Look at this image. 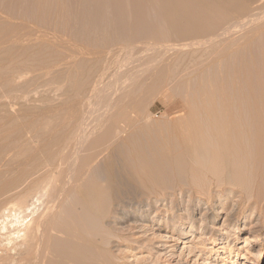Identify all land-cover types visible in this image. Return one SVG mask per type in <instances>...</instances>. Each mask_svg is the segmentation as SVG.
Wrapping results in <instances>:
<instances>
[{
  "label": "rangeland",
  "instance_id": "1",
  "mask_svg": "<svg viewBox=\"0 0 264 264\" xmlns=\"http://www.w3.org/2000/svg\"><path fill=\"white\" fill-rule=\"evenodd\" d=\"M18 1L19 0H0V101L4 102V105H0V203L11 198L13 193L26 194L25 192L28 187L27 190L30 192L32 191L30 188H33L36 179L34 182L31 180L43 174L41 169L38 170V164L44 163L47 159L51 161L52 158L54 161V158H57L56 155L61 153L56 147L59 145L57 141L59 142L64 138V140H66L69 139L70 136L72 137L74 133L72 128L73 121L79 118L77 117L78 115H82L85 118L87 117V121H91V123H95L98 117L100 119L106 116V114L103 113L104 108L101 107V105L99 107V103L96 102L97 100L95 98L97 97L92 95L95 90V86H92L94 80L93 69L97 66V60L90 55L83 56L82 54H77L78 52L76 49H72V47L68 46L65 42L61 44L62 42H55L56 40L54 41L48 37L46 38L50 41L48 39H44V41L41 37L42 41L39 38L40 35L39 37L36 35L39 33L33 31L32 20L30 21V19H36L37 24H41L44 20H48L49 17L47 18V13L38 12L32 0ZM64 2L68 5L70 4L69 0H65ZM247 15H249V17L257 16V19L252 22L240 23L237 26L239 28L236 27V29L234 28L231 30L232 32L221 35L218 39L216 38L212 42L199 45V47L195 45L192 46V48L190 46H184L185 48H182V45L181 47H178V45L177 49L167 50L168 53L167 51L165 52L163 60L168 62L169 68L167 70L168 73L166 71V74L163 75H168L164 77V83L161 82L162 84L159 86L160 83L155 84V82H151L155 85L151 84L153 86L151 91L155 93L149 91L147 85H143V88L146 86L145 90L142 88L140 89L142 94L145 92L144 96L139 90L136 91L137 94H141H138V97H141L140 100L142 99V103L144 102L143 100L147 98V102H144L146 105H144V103L142 104L136 96V98L132 100L134 94L131 96V99L125 98L126 93L124 94L123 91L126 92V89L124 86H120L124 89L122 90V88H120L122 90L120 91V89H118L119 85H116V87H114V91H117L116 94L115 92L114 94L111 92L112 89L109 91L111 98L117 97L118 94L122 97L121 104L123 103L126 105L124 102H128L127 105L132 106L131 104L133 103V106H135V102H139L135 106L136 109L134 108V113L136 115L132 113L135 124L132 129L128 130L126 133V136L131 137L128 142V146L130 144L131 147L129 146L128 148V146H126L127 148H124L125 151L128 150V152L126 151L127 153H133V160L136 159L132 161L133 163L130 161L132 160L130 157L128 159V161H130L128 165L132 171L135 172L139 169L144 170L145 168L156 170L158 167L157 170L169 169L168 164L174 168L178 164V167H176H180L182 170L184 167L187 168L186 165L188 166V162L185 157L183 158L184 155H182L180 151L181 145L179 143L181 139H183L182 136L186 139L188 137L191 138L192 135V140L198 138L196 141H200L198 149L205 147L210 149V153L207 152L206 157V166H209V169L219 171L218 169H223L225 164L227 168L233 167V164H237V161H235L236 163L231 161L235 159L239 160L237 157L235 158V156L230 155L224 158L218 155L216 151L219 147L224 146V142L234 143V140L236 139L237 141L238 139L243 142L245 148L244 155L249 159L245 161L248 162V164L245 163V169L255 170L254 173L251 174L252 178L250 177L238 183L241 185L236 184V186H232L227 184L224 186L227 190L219 193H210V189L205 187H200L191 192L187 185H185V176L183 177L180 175L182 171L178 174L179 176H177V178H149L152 183L147 181L146 184L148 186H150V184H155L151 189L153 190V194L151 193V196H153L151 200L155 201L154 196H161L160 191L163 190L161 193H166L168 201H164L161 205L162 207H159L160 209L158 212H160V214H158L157 217L155 216L156 212L153 210L149 214V220L147 221H141L138 218H130L126 220L127 222L121 219V221L119 220L116 223V228L120 229L122 227L121 231L123 233L130 232L129 229L132 227L134 228V230L132 229L130 232L131 235L132 232H134L132 237H130L131 235L129 234L131 239L129 241L131 242L126 241V243L129 242L130 246L132 245V247L135 248L133 250H128L127 247L122 246L128 256L126 261H128V263L130 262L129 264H246L250 261L254 264H264V216H261L260 212L258 213L257 209H255L256 205H253L255 202L261 203L260 205L264 204V0H257L252 3L247 9ZM238 16V13H233L229 17L222 19L217 26V28H220L219 31L231 25L233 21L237 20ZM44 17H46V19H44ZM72 19L73 18L70 19L69 17L68 21L70 23L69 26L66 27L67 30L65 33L71 32L69 34L71 36L73 33V36L77 38L81 37V39L86 40L88 38L92 40L91 43H94L96 41V32L94 31L91 33L93 31L91 27L87 28V35L85 31L79 28H76V31L75 27H73L74 20ZM77 32L78 36L81 35L80 37L77 36ZM94 33L95 35H93ZM150 42L153 43L155 41L152 40ZM142 53L146 56H141ZM142 53L138 54L139 57L141 56L139 60L143 57L146 60L147 55L150 56L155 53V51L153 49H147ZM68 58L70 59L68 60ZM144 58L142 59L143 61H145ZM139 60L137 62H139ZM136 64L139 65L140 63ZM141 67L144 68L145 66L141 65L138 69H143ZM15 70L17 72H15ZM16 75L18 77H16ZM62 78L63 83L64 81L65 83L64 86L61 87L62 89L59 90L57 81ZM53 80L57 83V85L54 83L56 87H54ZM51 81L52 84L50 83ZM48 82L50 83L49 85ZM147 83L150 85V81ZM156 85L161 89H157L158 86L156 87ZM44 86H51L50 93L54 90L57 94H49V89L45 88V90ZM57 88L59 92H56ZM68 89H70V91ZM89 91L92 92L88 95ZM3 92L4 94H2ZM136 93L135 95H137ZM26 94H28V97L25 96ZM41 94L46 96L47 99L42 97ZM21 96L25 100L23 98H18ZM47 96L54 98H51L52 101H47L50 99H48ZM91 96L94 97L91 98ZM149 97L150 99L148 100ZM88 99H90L91 103L87 101ZM94 99L95 101H91ZM129 99L130 101L132 100V102H129ZM136 99L138 101H135ZM45 100L47 102H44ZM61 101L63 102L61 103ZM6 102L8 105H13V103H15L13 105L14 107L10 106V108L7 104L5 105ZM88 103H90L89 106ZM138 107H142L141 111ZM12 108L13 111L11 110ZM137 111L139 112L138 115L136 113ZM94 116L95 119L97 118L96 120ZM212 117L213 119L211 121ZM74 118L76 120H74ZM194 127L197 129H193ZM187 130L189 131L188 133L186 132ZM237 133L239 135H237ZM260 143L262 145H260ZM211 144L213 147H211ZM134 149H136L135 152ZM46 157L48 158L46 159ZM138 157H142V161L148 164H143V162L138 163V161H140ZM125 158H127V156H125ZM164 158H168V161ZM49 160H47V162H50ZM165 160L168 164L165 163ZM200 160L201 159H198L194 161V163L196 162V164L203 165L204 161ZM153 162L156 164L155 167ZM240 164L244 163H238L236 166L240 167ZM143 165L146 166L143 167ZM236 166L233 168H237ZM250 167L251 169H249ZM140 177L142 176L135 174L132 180L126 181L123 184L124 194L128 196L129 193H134L133 195H135L136 191L134 188L136 186L140 189L142 185L143 189L145 181L141 180ZM190 177L191 180L193 179L192 181L197 179L195 175ZM253 177H255V179ZM154 178H157V180ZM200 179L201 182H204L208 181L209 178ZM200 179L198 178L196 183H201ZM245 188L250 193V197L246 201L247 203H240L238 205L239 191ZM181 189L184 191L183 195L180 193ZM174 197L177 198L178 203L177 206L175 205V207H172L170 201ZM199 197L205 200L201 201L198 199ZM69 198L70 197L66 199ZM66 199L65 203H67L66 205L68 206L70 199L69 201ZM161 221H163V223H156ZM156 224H160L161 228L158 229ZM128 225L131 227L129 228ZM248 230H253L254 233L252 234H255L257 238V241L253 242L252 246H249L254 256L245 254V248L247 246L244 245L243 240L246 236L250 235Z\"/></svg>",
  "mask_w": 264,
  "mask_h": 264
},
{
  "label": "bare ground",
  "instance_id": "2",
  "mask_svg": "<svg viewBox=\"0 0 264 264\" xmlns=\"http://www.w3.org/2000/svg\"><path fill=\"white\" fill-rule=\"evenodd\" d=\"M64 1L65 0H32L34 6L36 5L35 7L38 9V12H45L48 15L47 18H50H48L47 20L46 17H44V19L46 20L43 19L44 21L41 24H37L36 19H30V21L32 20V29L33 31H36V33H39L36 35H38V37L40 35L39 38L41 40L42 38L43 40L50 38L54 41L56 40L55 42H62L61 44H64L63 42H65L68 46L72 47V49H76V51L78 52L77 54H82L83 56L90 55L97 60V66L95 67V69H93L94 80L92 86H95V90L92 95H95V97H97L95 98L97 100L96 102L99 103V107L101 105V107L104 108L103 113L106 114V116L102 115L104 118L100 119L98 117L99 120L97 118L96 120L94 116V119L96 121L95 123H91V121H87V117L85 118L82 115H76L79 118L76 120L75 117L74 120L76 121H73V126L71 125L74 132H72V137L70 136L69 138L67 136L69 139L64 140V138L59 142L57 141V144L59 143V145L56 147L59 149V151H61V153L56 155L57 158H54V161L51 158V161L53 162H51L49 159H47L48 157H46V159L50 162H47L46 159V161L44 162L43 159L42 161L44 163L38 164V170L41 169L43 174H41V176L39 177L37 176L36 178H34V180H31L32 182H34L36 179L34 183L35 188L34 186V189L30 188V190L32 189V191L30 192L27 190L29 188L28 187L25 192L26 194L13 193V196L11 195V198L6 199L3 203H0V264H129L130 262L128 263V261H126L128 256L122 246L127 247L128 250H133L135 248L132 247V245L130 246L129 244V242H131L129 241L131 240L130 237H132L134 233L132 232L131 235L130 232L132 229L134 230V228L132 227L131 229H129L130 232L123 233L121 231L122 227L120 229L116 228V223L119 220L121 221V219H123L124 222H127L126 220L130 218H138L141 221H147L149 220V214L153 210L156 212L155 216L157 217L158 214H160V212H158L160 209L159 207L163 204L164 201H168L166 193H161V191L163 190L160 191L161 196H154L155 201L151 200V198L153 197L151 196V193L153 194V190L151 189L153 186H155V184H150V186H148L146 182L150 181L149 178H177V176H179L178 174L182 171V174L180 175H182L183 177L185 176V185H187L188 189L191 192L193 190H197L200 187H205L207 189H210V193H219L227 190L224 187L227 184H230L232 186H236V184L241 185L238 183L247 180L250 177L252 178L251 174L254 173L255 170L245 169L246 164H248V162L245 161L249 159L246 155H244L245 148L243 142L241 140L239 141L238 139L237 141L236 139H233L234 143L224 142V146L219 147L216 152L218 155L224 158L233 155L239 160L235 159L231 161H233L234 163H236L235 161H237V164H246H240V167L236 166L237 164H233L237 168H233L234 166L227 168L225 164V167L223 169L220 170L217 168L219 171L209 169V166H206V157L207 152H209L210 149L206 147L198 149V147L200 146V141H196L198 140V138L196 140H192V135V139L188 136H186L188 138L184 139V136H182L183 139L180 138L181 141L179 143L181 145L180 151L182 155H184L183 158L185 157L186 161L188 162V166L186 165L187 168H185L184 165L183 170L180 169V167L177 168L178 164L176 165L177 167L175 166V168L169 166L170 164H168L167 162L168 158H164L167 160H165V163L168 164L169 169L157 170L159 168L157 165V171L154 169L152 170L146 168L144 170L139 169L135 172L132 171L128 164H130V161L132 162L136 159L133 160V153H127L128 150H126V152L124 148L128 146L129 139L131 138L129 136H126V133L128 132V130L132 129L135 124L132 113L135 112L134 108L136 109L135 106L139 102H135V106H133V103L131 104L132 106L127 105L128 102H124L126 103V105L123 103L121 104L122 97L118 94L117 97L111 98L109 91L112 89L111 92L113 94L115 92L116 94L117 91H114V87H116V85H119L118 89H120L124 86V88L126 89V92L123 91L124 94L126 93L125 98L131 99V96H133L134 94V98H132L133 100L138 97L139 93L137 94L136 91L139 90L140 92L141 88L145 90L146 86L143 88V85H147L149 91L153 89V86L151 85L153 83L151 82H155V84L160 83V86L162 83H164V77L168 76H163L164 74H166V71L169 68L168 62L163 60L164 54L167 50L169 51L170 49L174 48L177 49L178 47H181V45L182 48L184 46H190L192 48V46L195 45H198L199 47V45L212 42L214 39H218L219 36L232 32L231 30L234 28L236 29V27L240 23L254 21L255 19H257V16L249 17V15H247V9L252 3L257 0H69V5ZM233 13H238L239 16L237 17V20L233 21L228 27H225L221 31H219L220 28H217V26L219 25L221 20L229 17ZM69 17L70 19L73 18V27H75V29L79 28L86 33L88 32L86 31L88 30L87 28L91 27V29L93 30L91 33H93L94 31L96 32L95 39L97 42L95 41L94 43H91L92 40H89L88 38L87 40L81 39V35L79 34L80 36H78V32L77 36L80 38L73 36V33L72 36L69 35L71 32L65 33L67 30L66 27H68L70 23L68 21ZM87 34L88 33H86V35ZM93 35H95V33ZM152 40H154L155 42L151 43L150 41ZM147 49H153L155 53L150 56L147 55L146 60L143 57L145 61L142 60L143 58L139 60L141 56L145 55L142 52L146 51ZM139 53H142L140 57L138 56ZM136 57L138 58L139 62H137L138 60ZM69 59L70 58H68V60ZM136 63L140 64L137 65ZM141 65H144L145 67H141L143 69L140 70L138 68ZM15 72L17 71L15 70ZM16 77L18 76L16 75ZM146 81H150L151 87ZM50 83L52 84V81ZM50 83L48 82V85ZM54 83L55 81L53 82V84ZM57 83L59 84V90H61V87L64 86L65 81L63 83L62 78L61 80L57 81ZM57 83L55 84L57 85ZM56 85L54 87H56ZM51 86H47L48 88L44 86V89H49V94L55 93L53 89H51L53 91H51L50 93V88H52ZM157 86L158 85H156V87ZM159 86L157 87V89L159 88ZM57 90L56 92H59V90ZM68 90L70 91V89ZM122 90L124 89L122 88ZM122 90L120 89V91ZM91 92L89 91L88 95ZM135 93L137 95H135ZM144 93L141 94L144 96ZM2 94H4V92ZM56 94L57 93H55V95ZM27 95L28 94H26L25 96ZM41 95L42 97H45V99H47L46 96H44L43 94ZM47 97L48 99L50 98L49 96ZM93 97L91 96V98ZM18 98L22 99L23 97L21 96ZM51 98L53 99L54 97ZM51 98L47 101H50ZM140 98L141 97L139 96L138 99L141 102L142 99L140 100ZM90 99H88L87 101L90 102ZM95 99L91 101H95ZM130 99L129 102H132V100L130 101ZM149 99L150 97L148 98V100ZM146 100L144 99L143 101L145 102ZM47 101L45 100L44 102ZM135 101L138 100L136 99ZM0 102V105H4V102ZM62 102L63 101H61V103ZM90 103H88V106ZM145 103L144 105H146ZM6 104L7 102L5 103V105ZM14 104L15 103H13V105ZM13 105L7 104V106L9 107ZM138 108L141 111V108ZM138 108L137 110L139 111ZM11 110L13 111V108ZM138 111L136 112L137 115L140 112ZM212 119L213 117L211 118V121ZM193 129L196 130L197 128L194 127ZM186 132L188 133L189 131L187 130ZM237 135L239 134L237 133ZM215 141L218 142L217 140ZM260 145L262 144L260 143ZM129 146L131 147L130 144ZM211 147H213L212 144ZM135 151L136 149H134V152ZM258 155L260 156L259 153ZM125 156H127V158H125ZM129 157L132 160L128 161ZM139 157L138 159H140V161H138V163L143 162V164H148L142 161V157ZM198 159H201L200 161H204V164L202 165L196 164V162L194 163V161ZM155 163L158 164L157 162ZM155 163L154 167L156 165ZM145 166L146 165H143V167ZM249 169H251V167ZM64 173L66 177L64 176ZM135 174L138 176H142L140 177V179L145 181V185L143 189L142 185L140 189H138L139 187L136 186L134 190L136 191V193H138H135V195H133L134 193H129V195L132 196H127L126 194H124L125 192H123V184L126 181L132 180ZM194 175L197 179H205L206 177H208L209 179L208 181L203 180L204 182H201L200 179L201 183L198 184L196 183L197 179H194L195 181H192L193 179L191 180L190 176L193 177ZM255 177L253 178L255 179ZM154 179L157 180V178ZM150 182L152 183V181ZM245 189L239 191V199L237 201L238 205L240 203H247L246 201L250 197V193L247 191V189ZM27 191L30 193H28ZM180 193H182L183 195V189L180 190ZM68 197H70V201L69 199H66ZM65 199L69 201H67L69 203L68 206L66 205L67 203H65ZM198 199L201 201L205 200L202 197H199ZM177 203V198L175 197L170 201V205H172V207H175V205L177 206ZM260 204L255 202V204L253 205H256L255 209H257V212H260L261 216H264V204ZM156 223H163V221ZM156 225L158 229L161 228L160 224ZM248 231L250 232V235L246 236L243 240L244 245L247 246L245 248V254L248 256H254L252 251H250L251 248L249 246H252V243L257 241V238L255 234H252L254 233L253 230ZM129 234L131 235L130 237ZM126 241H129L127 242L128 244L126 243ZM246 264L254 263L250 261Z\"/></svg>",
  "mask_w": 264,
  "mask_h": 264
}]
</instances>
